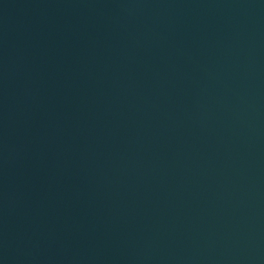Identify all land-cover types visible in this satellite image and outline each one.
<instances>
[{
	"label": "water",
	"instance_id": "water-1",
	"mask_svg": "<svg viewBox=\"0 0 264 264\" xmlns=\"http://www.w3.org/2000/svg\"><path fill=\"white\" fill-rule=\"evenodd\" d=\"M0 264H264V0H0Z\"/></svg>",
	"mask_w": 264,
	"mask_h": 264
}]
</instances>
